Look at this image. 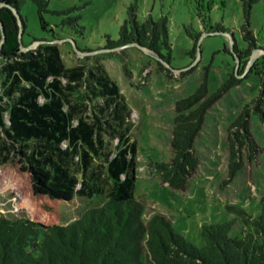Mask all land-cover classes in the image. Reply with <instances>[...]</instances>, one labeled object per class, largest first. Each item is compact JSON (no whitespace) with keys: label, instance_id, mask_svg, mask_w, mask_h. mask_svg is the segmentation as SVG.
Returning <instances> with one entry per match:
<instances>
[{"label":"trees","instance_id":"trees-1","mask_svg":"<svg viewBox=\"0 0 264 264\" xmlns=\"http://www.w3.org/2000/svg\"><path fill=\"white\" fill-rule=\"evenodd\" d=\"M239 1L242 16L238 32L244 47H238L234 33L226 31L223 22L212 21V12L221 11L224 5L208 0L197 8L202 31L185 27L194 42L193 58L203 30L208 31L206 36L230 34L237 60L235 67L238 58L244 64L252 51H264L252 30L254 6L263 0ZM35 2L41 25L46 30L48 23L43 13L49 11L48 2ZM22 4L23 0H0V15L4 17L1 26L8 36H18L15 12L23 25L22 47L37 43L27 51L19 45L0 49V127L10 141L3 152L0 182L9 188L11 195H18L24 205V215L19 218L0 214V264H264V194L259 198L260 211L256 216L231 205L228 206V212L233 215L230 220L203 225L201 247L177 233L163 214H153L144 221L145 206L133 194L136 143H130L125 133L130 131L126 115L131 112L119 86L102 65L89 71V78L83 67H66L57 44L61 40L56 37L49 41L34 39L29 46L24 45ZM80 18V15L68 17L62 24H68L80 35L84 30L77 22ZM1 26L0 43L3 40ZM169 28L166 15L156 19L150 14L140 17L135 0L127 7L118 39L107 37L104 49L135 45L149 50L155 56L153 60L168 70L163 63L172 66ZM254 72L264 78V55L255 60L245 78H239L232 71L225 84L209 95L205 77L193 94L176 101L170 161L149 164L163 184L173 190H187L201 164L194 142L208 110L230 88ZM82 86L90 93L87 98L105 103L101 107L102 115L111 118L117 128L105 123L115 132L117 145H120V150L108 163L112 181L108 190L92 161L103 145V121L99 117L96 122L76 118L66 109L67 95L77 94L78 100L84 101L78 90ZM263 101L264 89L252 101L255 112H260ZM250 134L247 106L228 129V180L234 178L240 167L236 162V146L256 147ZM102 193L106 196L103 204L62 224V207L72 205L75 196L91 198ZM237 223L242 227L239 235L233 234Z\"/></svg>","mask_w":264,"mask_h":264},{"label":"rangeland","instance_id":"rangeland-1","mask_svg":"<svg viewBox=\"0 0 264 264\" xmlns=\"http://www.w3.org/2000/svg\"><path fill=\"white\" fill-rule=\"evenodd\" d=\"M133 1L135 0H47L49 11L43 13L48 23L45 30L39 19L35 0H23V43L29 46L34 39L49 41L56 37L61 40L57 44L66 67L80 66L87 74L95 71L97 65L103 66L110 79L119 86L131 112L129 116L126 115L130 131L125 133L130 143H136L133 194L145 206L144 221L149 220L153 214H163L177 233L201 247L202 226L230 220L233 215L228 212V206L236 205L254 216L260 211L259 198L264 194V101L260 112H255L252 101L264 89L263 76L251 73L239 85L230 88L208 110L203 128L194 142L201 164L186 191L173 190L163 184L149 164L170 161V141L177 100L193 94L205 77L208 94L215 93L225 84L229 73L233 71L238 76L243 75L251 55H256L257 59L264 55V51H252L249 60L244 64L238 58L239 67L236 69L237 60L233 54L230 34L206 36L208 31L203 30L204 34L197 42L193 58L194 42L185 27L202 31L197 8L208 0H137L140 17L150 14L156 19L166 15L169 19L172 66L163 63L168 70L153 60L155 56L149 50L135 45L104 49L107 37L111 40L118 39L127 7ZM214 2L224 5V8L212 12V21L223 22L226 31L234 33L238 47L243 48L244 42L238 32L242 16L240 1ZM13 15L18 26V36H8L4 26H1L4 17L0 15L4 36L0 49L23 46L19 39L23 33V25L15 12ZM76 15L81 16L77 22L84 27L80 35L75 34L68 24H62L63 20ZM252 30L258 38L259 46L264 49V0L254 6ZM36 45L37 43H33L29 47L35 48ZM76 48L91 52H79ZM87 77H90L89 74ZM78 90L84 101H79L77 94L67 95L66 109L76 118L83 117L90 122H96L99 117L103 121V145L99 155L93 157L92 161L95 172L108 190L112 186L108 163L120 150V145H117L119 140L115 132L105 126V123H112L113 127L114 123L111 118L102 115L101 107L105 105L102 100L87 98L90 93L84 86ZM247 106L250 137L255 141L256 147L251 149L244 145L236 146V162L240 163V167L234 178L228 180V129ZM4 122L8 123L7 115L4 116ZM9 143L0 127V168H4L1 161L4 148ZM105 198V193L95 194L91 198L75 196L72 205L62 207V224L79 218L91 207L100 206ZM0 214L13 219L24 215V205L19 196L11 195L9 188L1 182ZM241 229V225L237 223L233 234L239 235ZM42 236L41 232L40 239Z\"/></svg>","mask_w":264,"mask_h":264},{"label":"water","instance_id":"water-1","mask_svg":"<svg viewBox=\"0 0 264 264\" xmlns=\"http://www.w3.org/2000/svg\"><path fill=\"white\" fill-rule=\"evenodd\" d=\"M18 17V16H17ZM3 35V34H2ZM19 39H20V41H21V35H20V37H19ZM3 40H4V36H3ZM2 40V41H3ZM21 47V46H20ZM21 49L22 50H24V51H27V50H29L30 49V47H26V48H22L21 47ZM256 60V55H251V57H250V60H249V63H248V66H247V68L245 69V73L246 72H248V70L251 68V66H252V64L254 63V61ZM238 67H239V63H237V65H236V69H238ZM244 73V74H245ZM243 74V75H244ZM243 75H241V76H238L239 78H242L243 77Z\"/></svg>","mask_w":264,"mask_h":264}]
</instances>
